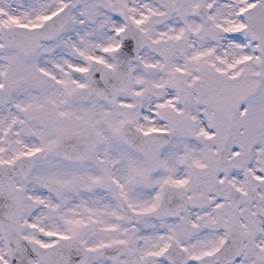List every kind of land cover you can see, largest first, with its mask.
<instances>
[{"label":"snow or ice","instance_id":"snow-or-ice-1","mask_svg":"<svg viewBox=\"0 0 264 264\" xmlns=\"http://www.w3.org/2000/svg\"><path fill=\"white\" fill-rule=\"evenodd\" d=\"M0 264H264V0H0Z\"/></svg>","mask_w":264,"mask_h":264}]
</instances>
